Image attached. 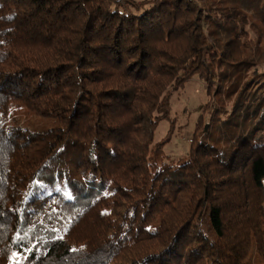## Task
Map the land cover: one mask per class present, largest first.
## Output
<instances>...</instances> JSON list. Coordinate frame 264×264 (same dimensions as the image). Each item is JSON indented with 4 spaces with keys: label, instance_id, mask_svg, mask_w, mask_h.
Masks as SVG:
<instances>
[{
    "label": "trees",
    "instance_id": "16d2710c",
    "mask_svg": "<svg viewBox=\"0 0 264 264\" xmlns=\"http://www.w3.org/2000/svg\"><path fill=\"white\" fill-rule=\"evenodd\" d=\"M0 264H264V0H0Z\"/></svg>",
    "mask_w": 264,
    "mask_h": 264
},
{
    "label": "rangeland",
    "instance_id": "374dc122",
    "mask_svg": "<svg viewBox=\"0 0 264 264\" xmlns=\"http://www.w3.org/2000/svg\"><path fill=\"white\" fill-rule=\"evenodd\" d=\"M207 101L205 85L198 76L192 77L182 88L167 96L170 118L158 123L153 142L156 144L170 135L163 149L166 164H177L186 157L188 140L192 137L197 119Z\"/></svg>",
    "mask_w": 264,
    "mask_h": 264
},
{
    "label": "water",
    "instance_id": "95a60500",
    "mask_svg": "<svg viewBox=\"0 0 264 264\" xmlns=\"http://www.w3.org/2000/svg\"><path fill=\"white\" fill-rule=\"evenodd\" d=\"M207 130H208V125L205 126V132H207Z\"/></svg>",
    "mask_w": 264,
    "mask_h": 264
}]
</instances>
